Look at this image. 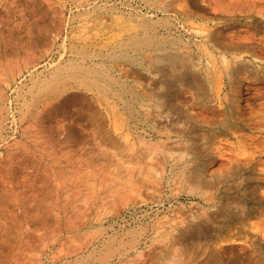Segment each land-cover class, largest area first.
Returning a JSON list of instances; mask_svg holds the SVG:
<instances>
[{"label":"rangeland","instance_id":"obj_1","mask_svg":"<svg viewBox=\"0 0 264 264\" xmlns=\"http://www.w3.org/2000/svg\"><path fill=\"white\" fill-rule=\"evenodd\" d=\"M204 26L221 44L243 49L236 40L249 36L264 49V0H0V264H264V157L232 160L237 136L252 133L215 134L204 171L219 183L247 165L236 182L257 202L233 213L242 190L195 185L170 149L173 118L148 107L162 83L146 38L187 42ZM240 75L238 86L212 78L221 97L211 91L207 108L189 80L173 95L199 120L227 107L248 123L263 110L264 82ZM189 234L209 238L207 248L182 245Z\"/></svg>","mask_w":264,"mask_h":264},{"label":"bare ground","instance_id":"obj_2","mask_svg":"<svg viewBox=\"0 0 264 264\" xmlns=\"http://www.w3.org/2000/svg\"><path fill=\"white\" fill-rule=\"evenodd\" d=\"M170 19H172V18H170ZM141 26H143V25L141 24ZM175 27H176V25H175ZM194 31H195V35H191L194 38L190 37L191 40L189 39L190 41H187V42L184 41L181 37H179L177 40L171 39L170 37L168 38L167 36H165L164 39H161V38L155 39L153 36L149 35L146 38L145 48H144L145 51L143 53L145 61L148 64V66H150L151 68H154V71L156 72L155 74L158 76V80H160L159 82L162 83L161 89L160 90L158 89L159 91L157 93H155V92L153 93V92H150L149 90H147V91H149L147 94V97H146L148 99V107H149V109H151V108L156 109L158 115H160V116H162L166 113V117L173 118L174 125H175V132H176L175 138L176 139L174 141L172 140L173 143H171V145L169 144L170 149L178 153V158L184 162L183 163L184 164V170L187 169L186 171H188L190 173V175L191 174L196 175L195 176V177H197V178H195V179H197L196 181L193 180L194 178H192L193 182L195 181L194 184L197 185L199 188H203V190H204V188L205 189L206 188H208V189L212 188L213 189L214 187H217L220 184H223V185L225 184V187H227V191L230 190V192H231V190H234V189H232V187L240 188V191L242 190L241 191L242 193L240 196H238L239 197L238 200L235 201L237 204H227V205L229 206V208H230V206L231 207L233 206L232 209L230 208L231 212H233V213L237 212L238 214H244L245 208L249 205V203L257 202V198L255 196L256 190L253 191V190H251V188L250 189L247 188L245 191L243 190L247 185L245 179L242 182H239V183H237L238 181L236 182L237 179L241 178L242 176H244L247 173V168H246L247 165L245 166V168H237V167L232 166L229 169L230 171H228V173L226 172L227 174L224 176V178H222V180L220 179L219 183H217L215 181V178H213V176H212V175H214V172H213V174L210 175L207 171L206 172V173H208V175H207V174H205L204 171L206 169V165L212 159V157L210 158L209 150H210L211 144L214 141V136H216L215 134H217L218 132H220L221 134L222 133L226 134V135H236V133L233 132L235 130L234 128L241 126V129H243L244 131L246 130V131H248V133H249V131H250V133H252L251 136H249V137L254 138L253 140H256V142L260 141V139H264V126H263L264 125V120H263L264 107H263V110L260 108L259 109L260 111L258 110L259 112L256 111L254 115H253L254 112L251 113L252 115L249 113L250 117H249V115L247 116L245 114L246 118L248 117L247 119L250 120V121L248 120L249 121L248 123H244L243 121L241 123H236V121L232 115L233 112L231 111L232 113H230L228 111L227 107H225L219 111L215 107V109H217V110H214L215 114H214V117L212 116L213 119L210 120L211 117H209L210 121H205V120L202 121V120H199L200 118L197 119L194 115H192L194 113H192V114L187 113L184 109L185 107L183 108L182 105H181L182 108H181V106L177 105L176 98H178V97H174L173 93L180 92V89H183L181 87H183V85L185 84V81L189 80L190 87L192 88V91L194 90L193 95L195 96L199 106L207 108L208 104L210 103V100H211L210 99L211 97L208 96L211 91L214 92L213 97L215 100L217 99L216 101L219 102V99L221 97L220 96L221 93L217 94L218 92H215L212 88V86H213L212 78L215 80L216 79L221 80V79L226 78L229 80L230 84H232L233 86L234 85L238 86L239 83L241 84V78H240L241 75L240 74L243 73L242 76H244V73H246L247 75L244 76V78H246L245 80H247V78H249V77L257 76V78H260L264 82V57H261L263 54L261 56H258L256 54V52H251L252 49H254V50L257 49L256 50L257 52L258 51H264V49L260 45H254V42H251V40L248 41L249 36L247 37V40L244 39L243 37H246V36L243 35L242 33H241L242 34L241 36H243V37H241V38H243L244 42H241L240 40H236L237 37L235 38V40L238 41V44H240V43L243 44V47H244L243 49L238 48L234 45L231 46V45L226 44L225 43V42H227V41H225L226 39L224 40V44H221V42L218 41V36L216 35V33L213 30H210L209 27H206V26L200 27V28H197V30L195 29ZM198 37H201L200 41L196 40ZM233 37L234 36H232V38ZM257 43H259V42H257ZM133 59H134V57H133ZM205 61H206V63H205ZM144 66H145V64H144ZM148 72H150V71H148ZM228 80H226V81L228 82ZM152 81H150V82H152ZM154 83H156V82H154ZM149 84L151 85L152 83H149ZM157 85H159V84H157ZM227 85H228V83H227ZM250 88H253V86ZM142 94H144V93H142ZM190 94L192 95L191 92H190ZM133 95H134V92H133ZM178 95L180 96L181 94H178ZM228 96L229 95L227 93V97ZM222 97H224V96H222ZM225 98H226V96H225ZM226 100H227V98H226ZM146 102H147V100H146ZM218 102H217V105H218ZM214 103H216V102H214ZM181 104H182V102H181ZM229 109H231V108H229ZM232 109H234V108H232ZM209 110H210V108H209ZM210 111H213V110H210ZM149 112H150V110H149ZM242 112H245V111H242ZM218 115H223V118H218L217 117ZM149 116H151V115H149ZM205 116L203 118H205ZM157 117H159V116H157ZM147 118H146V120H147ZM246 118H245V120H246ZM162 119H160V120H162ZM241 120H242V118H241ZM243 120H244V117H243ZM156 123H157V120H156ZM260 125L263 127H261ZM168 129H170V127H168ZM249 137H248V135H247V137H240V135H239V137L237 136L238 144H237V146H235V148H233L234 149L233 150L234 157L232 160H236V161H240V162L241 161H248V160L254 161L257 157H260V156L264 157V146H263L264 143L262 144V142H261L262 146L261 145L260 146L263 147L261 149H260V147L258 148V146L254 147L253 146L254 142L252 140H250L252 138L249 139ZM239 139H240V141H239ZM162 140H164V138ZM162 140H161V142H162ZM230 141H228V142H230ZM242 142H244V143L242 144ZM249 148H251L253 152L251 150H250L251 151L250 152ZM233 152H231V153H233ZM257 152H259V153H257ZM172 153H174V152H172ZM256 154H258V155H256ZM231 158H232V156H231ZM149 159H151V158H149ZM257 160H259V159H257ZM165 165H167V164H165ZM262 169H264V168L262 167ZM181 171H182V169H181ZM261 171H263V170H261ZM166 172H168V171H166ZM248 172H250V171H248ZM190 178H188V179H190ZM188 179L186 178V180H188ZM231 182H235V183H233V185H230ZM182 186H184V185H182ZM185 188H187V187H185ZM190 188L192 189L193 187L190 186ZM199 188H197V191ZM217 188H219V187H217ZM226 197H227V195H226ZM241 202H243L245 204H241ZM215 205L216 204H214L213 206H215ZM218 206H220V205H218ZM215 208H217V207H215ZM221 209H223V207ZM213 210L215 212H217L216 209H213ZM227 210H229V209H227ZM222 211H224V210H222ZM227 213H228V211H227ZM221 214H223V213L221 212ZM219 216H221V215H219ZM204 220H206V219H204ZM214 220H215V217H214ZM222 220H221V222H223ZM195 223H196V221H195ZM198 224H200V223H198ZM192 225H194L193 222H192ZM204 226H206V224L203 225V227ZM217 226L214 225L212 228L217 227ZM223 226H224V224H223ZM255 226L258 227L257 225H255ZM180 227L182 228V225ZM210 227L211 226H209V228ZM193 228H195V227H193ZM193 228L191 229L192 231L194 230ZM198 228L199 227H197V229ZM184 229H186V228H184ZM215 229L216 228H214L213 230H215ZM191 230H188V231H191ZM206 230H205L204 234L207 232ZM176 231H179V230H176ZM212 231H211V233H212ZM218 232H219V230H218ZM263 232H261V233H263ZM189 235H191V234H189ZM197 235H198V232H197ZM218 237H221V233H218ZM168 239L169 238H167V240ZM208 239L209 238H207V237L202 239L200 237H195L194 235H191V236H183L179 240H180V243L184 246H191V248H192L194 245H196V246L199 245V248H202L200 246L207 248L206 246L210 242V240H208ZM196 246H194V247H196ZM200 251H201V249H200ZM203 251H204V253H206V250L203 249ZM207 252H209V250ZM188 253H189V251H188ZM195 253H197V251ZM196 255L199 256L200 254H196Z\"/></svg>","mask_w":264,"mask_h":264}]
</instances>
